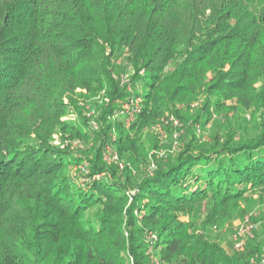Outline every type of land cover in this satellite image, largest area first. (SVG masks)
<instances>
[{
  "label": "trees",
  "instance_id": "1",
  "mask_svg": "<svg viewBox=\"0 0 264 264\" xmlns=\"http://www.w3.org/2000/svg\"><path fill=\"white\" fill-rule=\"evenodd\" d=\"M78 87L108 98L94 158L73 142L85 107L61 117ZM230 99L264 111V0H0V264H249L256 242L228 253L207 230L264 195L263 115L195 134ZM159 121L174 155L139 141Z\"/></svg>",
  "mask_w": 264,
  "mask_h": 264
},
{
  "label": "rangeland",
  "instance_id": "2",
  "mask_svg": "<svg viewBox=\"0 0 264 264\" xmlns=\"http://www.w3.org/2000/svg\"><path fill=\"white\" fill-rule=\"evenodd\" d=\"M170 62V65L166 67L167 71H172V65L174 64L173 59H171ZM128 77L129 75H127L123 81L127 82ZM257 86H259V84ZM104 93L105 89L101 91L100 95H94L87 89L78 87L73 94V100H70L69 96H65L62 98V101L65 102L66 105H68L67 107H69L67 113H64L61 116L62 120H66L69 124H81L82 119L79 109L82 106L85 107L86 114L91 117L87 128H85L86 130H89L91 132V137L87 140L74 139L73 142L74 144H81L85 146V148H89V154L92 158H94L99 151V146L94 143V137H96L98 132L101 130L95 117L96 115L98 116L100 114V111H102V106L108 100L107 96H105ZM205 99L206 98L201 96L198 97L197 100H192L190 103L187 102L180 105V112L184 113L186 116L198 114L201 106L205 103ZM224 102L226 104L223 108H220V106L218 105L212 106L213 119L207 124L206 128L201 125H195V134L196 137L201 138L200 142H211L208 133L212 128H214L213 126H215L216 124H225L226 126L229 125L230 127L233 126L234 129H238V127H240L239 130L245 133L246 130L252 133H256L254 124L259 121V119H262V115L264 119V111H260L255 116L252 111H244L237 103V101L230 99L224 100ZM129 112H127V110L124 112H120L119 117L125 120L126 124H129L130 119L135 116L134 114H131ZM125 114L130 115L129 118L127 117V120L124 117ZM175 125L177 128H179L180 122ZM182 131L184 132V129ZM115 135L116 133L114 134V137ZM138 135L139 141H141L143 145H146L147 150L149 149L147 151L149 152V154H159V157H167L166 155H174L178 150L176 146L174 148L170 147V144L168 142L169 134L166 133L165 129L162 127L161 121L144 127V132ZM178 135L179 133H177L174 138H177ZM107 146L110 147L111 153L114 154L117 152L113 145L110 144ZM110 152L108 153L110 154ZM108 153L103 152L102 156L108 159L109 162H116V160H119V158L116 160L112 159V157ZM152 161L154 160H151V162ZM127 162V158H124L119 163V165H125ZM81 167H79V169ZM108 174L110 175V173ZM227 213H229L227 217H223L221 221L219 220L221 224H216L218 227L215 224L208 227L209 229L207 230V234L212 238L213 241L220 243L224 250H226L228 253H235V251L242 252L246 244L248 245L250 243L252 244V242H256L254 245L255 247H257V251L253 254L254 256L251 258L249 264H261L264 260V195H261V193L257 191L253 194H247L246 200H242L239 204V207L235 208L232 212L231 210H228ZM218 219H220V217ZM248 220L256 225L257 228L254 229L252 235L242 237V240L244 241L243 247L237 248L235 245L236 239H238L237 233L241 228L240 226Z\"/></svg>",
  "mask_w": 264,
  "mask_h": 264
},
{
  "label": "built area",
  "instance_id": "3",
  "mask_svg": "<svg viewBox=\"0 0 264 264\" xmlns=\"http://www.w3.org/2000/svg\"><path fill=\"white\" fill-rule=\"evenodd\" d=\"M127 112L131 113V114H135L137 112L140 111V108H139V105L136 104L135 107L133 109H130L128 106H127ZM171 120L174 121V124H178V119H175L174 117L171 118ZM107 150H109L110 152V147L108 146L107 147ZM112 159L116 160L118 159V155L117 153H114L112 156ZM120 166L122 167L123 165L120 164ZM156 167V164L154 161L151 162V165H150V168H155ZM82 171L84 173H87L88 172V169H87V166L86 165H83L82 167ZM240 230L239 232L237 233V237L238 239H236V247L237 248H242L243 247V244H244V241L242 240V237H247L248 235H252L253 234V231L254 229H256V225H254L252 222H250V220L246 221L245 223H243L241 226H240ZM253 261V260H252ZM261 264H264V260L262 261Z\"/></svg>",
  "mask_w": 264,
  "mask_h": 264
}]
</instances>
